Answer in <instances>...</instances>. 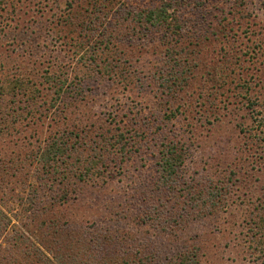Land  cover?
I'll return each mask as SVG.
<instances>
[{"label":"rangeland","instance_id":"obj_1","mask_svg":"<svg viewBox=\"0 0 264 264\" xmlns=\"http://www.w3.org/2000/svg\"><path fill=\"white\" fill-rule=\"evenodd\" d=\"M93 1L0 2V167L10 168V159L23 160L47 139L64 130L68 133L67 129L79 133V142L88 143L100 125L110 127L114 135L116 129L132 127L140 133L138 151L129 155L119 174L113 166L104 172L103 160L91 164L98 159L96 150L76 146L71 160L65 162L68 167L62 164L58 173L54 168L43 173L34 163L28 171L37 174L16 173L6 187L0 181V197L8 202L0 210L11 218L0 230V253L11 250L27 264H44L37 262L41 255L31 245H40L33 219L55 217L64 221L58 224L63 228L75 226L96 235L110 231L113 239L107 255L111 258L168 260L196 246L200 264H264V251L257 248L264 241V0H202L205 5L200 8L206 18L199 25L190 22L194 2L188 7L191 13L179 10L178 17L188 23L185 33L190 36L199 30V40L182 34H169L164 40V31L156 28L136 35L135 30L143 29L134 28L137 24L119 13L120 8L129 9L135 16L170 0ZM91 3L101 7L99 18L93 21ZM77 13L81 14L80 27ZM106 13L113 26L101 24ZM91 23L95 35L80 36L81 29ZM106 42L107 48L102 44ZM171 47L176 60L189 67L185 82H177L182 87L172 86V92L153 82L154 73L160 77L161 71L177 69L169 63ZM89 53L96 65L84 58ZM103 58L111 61V72L104 70L107 61L102 62ZM45 72L56 77L65 72L70 80L85 77L86 98L60 117L51 111L47 116H12L10 111L16 107L12 101L21 107L27 101L19 89L12 92L11 83L21 80L27 91L30 84L39 87ZM37 102L44 104L40 99ZM171 113L174 116L167 119ZM135 117L138 125L130 126ZM81 129L88 132L85 138ZM161 136L188 146L184 174L190 180L186 183L220 187L226 182L229 191L221 209L176 236L162 229L161 219L155 221L154 209L152 220H141L143 204L161 195L153 174L155 144ZM79 153L82 159L77 161ZM19 164L28 166L30 161ZM90 166L93 170L87 173ZM79 173L81 180H77ZM65 190L68 196L63 203L59 197Z\"/></svg>","mask_w":264,"mask_h":264},{"label":"trees","instance_id":"obj_2","mask_svg":"<svg viewBox=\"0 0 264 264\" xmlns=\"http://www.w3.org/2000/svg\"><path fill=\"white\" fill-rule=\"evenodd\" d=\"M3 1L4 0H0V2ZM106 2L110 4V0H106ZM192 2L196 4L194 5L195 13H192L193 18L189 21L194 22L195 25H199L201 23L204 24L203 21L206 18V11L200 8L205 5V1L202 0L163 1L159 5H152L150 9H142L141 11L136 12L135 16L133 14L131 15L129 9L123 11V9L120 8L119 13L120 15L124 14L125 20L128 19L130 23L135 22L137 25H134V28L139 27L143 29V32L140 33L138 30H135L136 35H143L149 31V28H156L164 31V40L169 34L176 36L179 35V37H181L182 34L187 35L186 37L189 40H199L202 35L199 30H194L191 35L188 36V34L185 33V29L188 24L187 21L178 17V12L182 9L185 12L187 9L186 13H191L188 11V7ZM90 5L89 6L92 7L95 12L94 16H90L93 21L96 20V18H99L96 14L97 12L100 13L101 7L98 9V5L96 4L91 3ZM102 6L104 7V5ZM171 8L173 9L170 12ZM85 9L87 10L88 8ZM80 15L78 13L76 15V19L78 18L77 20L79 21ZM117 22L120 23L119 20H117ZM103 23L107 26H113L112 22L108 20L107 13L103 17V20H101V24ZM74 24H76V22ZM78 26H81V21ZM116 29L117 27L114 25V30ZM85 34L95 35L93 23H91V26L86 25V27L81 29L80 36ZM108 37L113 38L112 34H109ZM106 43L107 44L102 43L105 48L109 46V43ZM93 49L95 48H92V50ZM105 55L106 53H101L100 56L103 57ZM175 56L176 52L174 51V47H171L170 62H168L172 63L173 66L177 68L175 71L173 69L170 71H161L162 75L160 74V77L157 76V73L153 74V82L158 84L160 88L165 91L172 92V86H177L178 81L181 83L185 82L186 78L184 75L188 73L189 67L186 69V66L182 65L183 62L177 61ZM112 57L113 54L111 53V58ZM84 58H86L87 61L89 60L90 62H88L91 65L97 64L92 53H89L88 56H85ZM101 60L102 62L104 60L107 61L104 63V70L106 72H111V61L104 58ZM59 73L60 74L56 77L50 76L49 74L47 75L45 72L43 80L38 84L39 87L37 86L36 88H33V84H30L31 86L27 89V91H25L24 84L21 80H15L12 82L10 87L12 92L15 93V90L17 91L19 89L17 92L21 94V97H24L23 101H27L26 105L21 107L19 103H15L13 100L12 104L16 107H13L10 111L11 114H13L12 116L19 117L22 116L20 114L23 113L28 116L34 115V113L47 116V114L51 111L52 115L60 117L62 114L65 115L67 110H74L77 103H80V101H83L86 98L84 84L86 82L85 77L81 80H70V77L65 72ZM146 87H148V85ZM181 87L182 86L179 85L176 88ZM39 99L42 100L44 104L38 105L37 100ZM12 116L11 118H13ZM173 116L174 113H171L170 115H167L166 118L170 119ZM11 120L15 123L18 122V119L13 118ZM131 121L132 124L130 126H135L137 124L136 117ZM144 124L148 127V124ZM148 128H150V126ZM67 130L68 133H65L66 131L64 130L63 133L59 134L56 138L51 140L47 139L44 145L38 146V149L35 150L33 154L25 155L23 160L22 157L15 158V161L10 159L8 161V164H11L10 168L0 167V181L2 182L1 184H3L2 186L6 187L8 184V178L10 179L11 177H16L17 174H21L23 177L29 174L35 175V171H28L29 167L33 166L34 163L40 165L43 173L49 171L51 168H54L53 170L56 173L60 172L58 170L62 164H65V168L68 167L65 162H67V160H71L72 156L70 155V152L76 150L74 148L76 146L96 150L99 154L98 159L97 161H91V164H98L99 161L101 162V160H103V162H101V166L104 167V172H107L113 166L117 167V171L115 172L119 174V170H122L124 163L130 158L129 155L132 152L137 153V148L140 143V133L134 131L132 127L126 131L116 129V136L112 134V129L110 127H107L106 125L97 126L95 127V135L92 139L88 140V143L79 142L77 140L79 133L77 134V132L75 133L69 129ZM157 130H161V128L157 127ZM81 131L83 133V138H85L88 135V132H86V129H81ZM131 131L133 133H131ZM157 142L159 144H155L157 155L155 156L156 164L153 174L156 175L155 179H157V184L161 188L160 194L162 195L165 193L168 197H165L166 195L164 197L160 195L159 198L152 197V200L149 199L151 203H144V209H142L143 218L141 220L144 222L152 220L153 216L151 213L154 209L157 214L155 221L161 219V224L159 225L162 226V229L176 236L177 233L183 231V228L197 222L204 215H211L221 209V207L225 205V199L228 197L229 191L227 190L226 182L224 186L220 187H214L211 185L208 187H201V183L199 184L198 182L191 183V185L186 183L190 180L189 178L186 179L184 174V165L186 160L189 159L188 146L183 145L181 141L176 138L171 140L167 136H161V138L157 139ZM115 152H118V154ZM115 154H117V156H115ZM78 155L80 157H76L77 161L79 158L82 159L80 153ZM63 160L65 161L63 162ZM26 161H30L28 166L27 164H19ZM96 166L97 165H95V167ZM23 168L25 169V172H23ZM91 170H93V166L87 168V173H91ZM78 178L79 179L77 180L82 179L81 173H79ZM61 181L62 179H59V182ZM73 184L76 185L74 182ZM62 193L63 194L59 197V201H63L64 203L68 194L66 190L62 191ZM178 194L179 198H175ZM55 203L57 202L55 201ZM7 204V200L4 199V197H0V205L7 208ZM111 208L112 212H115L116 207L111 206ZM10 221L11 218L0 210V230L2 229L3 231L4 225L10 223ZM33 221L36 224L35 230L38 233L35 234L37 238L36 241L40 245L37 246L33 242H31V245L34 247L35 252L38 253V255H41V259H37V262L42 261L44 264H146V262L148 264H152L151 261L156 262V264H159L160 261L166 262L165 264H200L198 255L199 248L196 246H192V250L181 252V254L175 255L168 260H160L157 256L154 258H142L140 256L136 259L133 257L129 258L127 255H114V258H111V255H107V247L110 245L111 239H113L110 231H104L102 234L99 233L96 235L90 233V231L79 230L78 228H75V226L63 228L62 225L64 223L62 222L64 221L60 222V219L55 217H49L48 219L41 218L40 220L35 218ZM261 221L264 225V213L261 216ZM60 223L62 225H58ZM29 233L32 235L34 234L32 231H29ZM190 248L191 247L188 249ZM257 248L258 250L261 248V250L264 251V241H260V243L258 242ZM23 256H25V254ZM12 263L27 264L24 259L23 261L20 259L16 252L12 253L10 250L3 254L0 253V264ZM35 263L36 261L34 264Z\"/></svg>","mask_w":264,"mask_h":264}]
</instances>
